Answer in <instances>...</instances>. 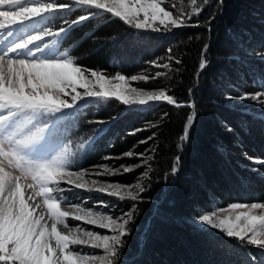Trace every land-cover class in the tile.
I'll return each instance as SVG.
<instances>
[{
    "label": "trees",
    "instance_id": "obj_1",
    "mask_svg": "<svg viewBox=\"0 0 264 264\" xmlns=\"http://www.w3.org/2000/svg\"><path fill=\"white\" fill-rule=\"evenodd\" d=\"M163 4L174 15L192 10L190 0H164ZM198 5L203 11L192 17L190 26L165 31L161 25L160 32L135 30L101 12L74 29L62 47L84 68L126 76L145 70L149 76L166 73L134 83L168 89L177 100L196 105L177 108L158 102L149 109L129 108L114 99L90 102L75 127L78 133L89 132V120L118 117L100 141L77 155L72 167L115 160L137 163L139 158L123 153H143L152 147L148 167L125 174L130 178L150 169V179L143 177L147 188L142 199L118 203L123 205L120 210H129L134 203L137 207L121 252L122 264H251L249 254L258 259L262 255L252 245L241 246L191 220L213 207L264 200V165L247 159L264 160V128L257 120L264 111L245 101L226 99L264 90V60L258 55L264 52V0H223L222 4L207 0L206 5L198 0ZM78 14L74 10L70 18ZM60 22L52 18L50 26ZM196 24L199 27L191 26ZM205 45L208 67L200 71ZM169 48L180 64L169 62ZM153 60L170 63L171 70L152 67L149 61ZM192 111L197 116L189 139L181 141ZM135 129L143 130L131 134ZM176 156L181 157L179 172L171 174Z\"/></svg>",
    "mask_w": 264,
    "mask_h": 264
},
{
    "label": "snow or ice",
    "instance_id": "obj_2",
    "mask_svg": "<svg viewBox=\"0 0 264 264\" xmlns=\"http://www.w3.org/2000/svg\"><path fill=\"white\" fill-rule=\"evenodd\" d=\"M190 2L191 12L174 15L162 6L164 0H0V264H122L121 252L135 223L136 204L115 216L83 206L79 201L74 203L63 193L81 189L136 202L142 199L147 186L141 182L122 185L92 180L89 183L84 179L88 170H72L77 155L91 148L118 117L89 120L95 127L79 142L70 140L69 133L90 102L114 99L129 108L149 109L158 102L177 108L195 109L196 105L177 100L168 89L145 91L130 83L157 79L166 73L149 76L145 70L144 74L130 77L121 72L109 74L80 66L67 49L61 51V48L74 29L98 18L101 12L118 17L135 30L160 32L161 25L165 31L190 26L192 17L203 11L198 0ZM219 2L222 4L223 0ZM200 3L206 5L207 0ZM74 10L79 14L71 19ZM52 18L61 22L50 26ZM191 26L199 27L198 24ZM207 49L205 45L200 71L208 67ZM258 55L264 60V52ZM167 59L181 63L172 55L171 48ZM149 64L171 70L170 63L160 60L149 61ZM226 99L255 101L264 111V90L229 95ZM167 115L164 113L165 117ZM196 116L195 111L187 116L181 141L189 139ZM142 130L135 129L131 134ZM123 155L143 157L144 153L129 151ZM247 159L264 165V160L256 157ZM180 161L181 157L176 156L171 174L179 172ZM142 166L147 168V161L135 165ZM96 167L103 169L95 173L97 176L115 175L121 169L123 172L133 170L127 165ZM149 173L150 169L143 176L150 179ZM62 182L68 187H62ZM25 189H31L32 194L26 195ZM36 197L41 198V202H37ZM101 203L107 207L106 203ZM62 204L65 210H61ZM229 209L225 216L217 215L215 210L201 214L198 221L238 241L241 246L256 247L261 257L249 254V260L251 264H264V211L257 212L264 210V202L232 203ZM69 217L106 229L108 234L102 235L80 225L70 226ZM95 250H102L103 254Z\"/></svg>",
    "mask_w": 264,
    "mask_h": 264
},
{
    "label": "rangeland",
    "instance_id": "obj_3",
    "mask_svg": "<svg viewBox=\"0 0 264 264\" xmlns=\"http://www.w3.org/2000/svg\"><path fill=\"white\" fill-rule=\"evenodd\" d=\"M162 6H164V4ZM128 77H130V76H128ZM130 83H131L132 87L141 88V89H143L145 91H154V90L161 89V88H156V87L155 88L154 87L153 88L152 87L146 88V87L138 86L134 82H130ZM251 92H254V91H251ZM245 102L249 103L251 105H256L258 107H261L255 101L246 100ZM151 150H152V147H151V149L149 147H147L146 150L143 152L144 153L143 157H140L138 155H133L134 157L139 158L137 163L136 162H126V161H123V160H115V162L114 161H112L110 163L105 162V163H100V164H97V165H94V166H90V167H88L86 169L88 171H87V174L85 175L84 179H86L89 183H91L92 180H98L101 183H116V182H118V183H120L122 185H134L137 182L143 183L142 181H143V177L144 176L140 172H137V174H135L134 177L130 176V178L126 177V175H125L128 172H123L122 169H121L120 173H117L115 175L103 174V175L97 176V175H95V173L98 172V171L99 172H103V169L102 168H97L96 166L107 164V165H109L110 168H120L121 165H127V166H132L133 170L140 169L141 167H135V165H138V164L139 165H143L144 161H148V159L152 156V151ZM134 154H138V153H134ZM80 170H85V169H80ZM73 171H76V170H73ZM124 175H125V177H124ZM121 176H122V180H121ZM27 182L30 183L31 180L29 179ZM63 184L64 183L62 182V185ZM69 193L70 194L67 195V197L69 199H71L74 203L79 201V202L82 203L83 206H86V207L90 206V205L97 204L102 209L109 211V213H106V214H114L115 216H120L122 213L128 211L125 208H122L123 210H120V207H122L123 205L121 206L120 204H118V203L122 202L119 198L108 196L106 193H100V192H96V191H91L90 192V191L81 190V189H76L74 191V193H72V192H69ZM25 194L26 195L32 194V190L31 189H25ZM35 199H36L37 202H41V198L36 197ZM101 202L106 203L107 207L105 208L104 204H102ZM255 202H264V200L247 202V203L245 202V203L246 204H250V203H255ZM236 203H244V202H236ZM230 205H228L226 207H213L211 210L207 211L204 214H211L215 210L217 212V215H220V216L228 215L229 212L231 211L229 209ZM61 206H62L61 210H64L65 209V205L62 204ZM222 209L228 210V211H223L222 212V211H220ZM260 211H264V210H257V212H260ZM196 222L199 223L198 219H196ZM199 224L201 226H204L201 223H199ZM89 230H94V229H89ZM94 231H96V232H98V233H100L102 235H103V233L104 234H106V233L108 234V230H106V229H101L100 228L99 231H97V230H94ZM95 251L97 252V254H100V255L103 254L102 250H95Z\"/></svg>",
    "mask_w": 264,
    "mask_h": 264
},
{
    "label": "bare ground",
    "instance_id": "obj_4",
    "mask_svg": "<svg viewBox=\"0 0 264 264\" xmlns=\"http://www.w3.org/2000/svg\"><path fill=\"white\" fill-rule=\"evenodd\" d=\"M87 207H91L93 210H99V211H101V213H109V211H107V210H104V209H102L99 205H97V204H94V205H90V206H87ZM71 225L70 226H76V225H80V226H82V227H85V228H88V229H94V230H97V231H99L100 230V228L98 227V226H94V225H86V224H84L82 221H75V220H71V223H70ZM102 233V232H101ZM104 234V233H103ZM107 234V233H106ZM86 250H88V251H91L90 249H86Z\"/></svg>",
    "mask_w": 264,
    "mask_h": 264
}]
</instances>
